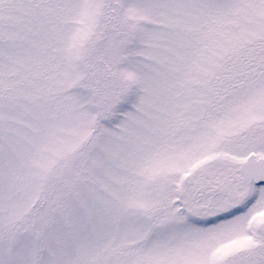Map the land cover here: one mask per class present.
<instances>
[{
  "label": "snow or ice",
  "instance_id": "snow-or-ice-1",
  "mask_svg": "<svg viewBox=\"0 0 264 264\" xmlns=\"http://www.w3.org/2000/svg\"><path fill=\"white\" fill-rule=\"evenodd\" d=\"M0 264H264V0H0Z\"/></svg>",
  "mask_w": 264,
  "mask_h": 264
}]
</instances>
